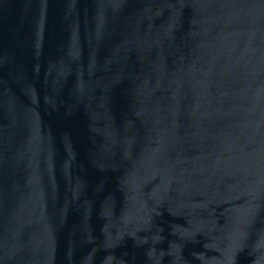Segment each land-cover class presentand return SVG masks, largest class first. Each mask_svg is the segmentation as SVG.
I'll use <instances>...</instances> for the list:
<instances>
[{"label": "water", "instance_id": "water-1", "mask_svg": "<svg viewBox=\"0 0 264 264\" xmlns=\"http://www.w3.org/2000/svg\"><path fill=\"white\" fill-rule=\"evenodd\" d=\"M0 264H264V0H0Z\"/></svg>", "mask_w": 264, "mask_h": 264}]
</instances>
